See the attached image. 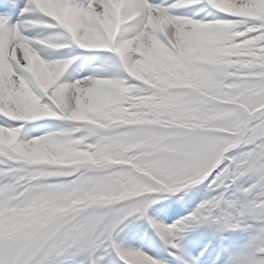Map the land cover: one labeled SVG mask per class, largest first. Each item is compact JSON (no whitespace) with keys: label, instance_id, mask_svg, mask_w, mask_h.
<instances>
[{"label":"snow or ice","instance_id":"obj_1","mask_svg":"<svg viewBox=\"0 0 264 264\" xmlns=\"http://www.w3.org/2000/svg\"><path fill=\"white\" fill-rule=\"evenodd\" d=\"M0 264H264V0H0Z\"/></svg>","mask_w":264,"mask_h":264},{"label":"bare ground","instance_id":"obj_2","mask_svg":"<svg viewBox=\"0 0 264 264\" xmlns=\"http://www.w3.org/2000/svg\"><path fill=\"white\" fill-rule=\"evenodd\" d=\"M169 223H170V221H169Z\"/></svg>","mask_w":264,"mask_h":264}]
</instances>
